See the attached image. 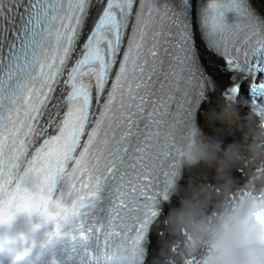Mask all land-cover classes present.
<instances>
[{"label": "snow or ice", "instance_id": "obj_1", "mask_svg": "<svg viewBox=\"0 0 264 264\" xmlns=\"http://www.w3.org/2000/svg\"><path fill=\"white\" fill-rule=\"evenodd\" d=\"M215 96L264 115V0H0V224L36 212L79 264H144Z\"/></svg>", "mask_w": 264, "mask_h": 264}, {"label": "clouds", "instance_id": "obj_2", "mask_svg": "<svg viewBox=\"0 0 264 264\" xmlns=\"http://www.w3.org/2000/svg\"><path fill=\"white\" fill-rule=\"evenodd\" d=\"M213 118L238 137L186 150L188 162L214 167L215 176L212 183L193 180L176 205L156 217L163 259L150 264H173L171 255L182 264H264V115H242L222 101Z\"/></svg>", "mask_w": 264, "mask_h": 264}, {"label": "bare ground", "instance_id": "obj_3", "mask_svg": "<svg viewBox=\"0 0 264 264\" xmlns=\"http://www.w3.org/2000/svg\"><path fill=\"white\" fill-rule=\"evenodd\" d=\"M222 99H219L218 96L213 97V106H217L220 102H222ZM213 108L211 111H206L205 113H208L209 115H205L206 119L209 122L210 128L205 130L206 134L209 136L210 142L213 140H217L220 138L224 139V143L228 144L233 142L234 139L238 137L237 135H229L228 130L225 128V126L218 121H216L213 118V113H214ZM239 175V174H237ZM215 176V168L214 167H209L207 164L199 163L196 166L192 167L191 169L188 170V172L185 173L184 178L185 182L179 186V191L177 192L176 196L172 200V202L165 207L162 213H167L169 207L176 205L177 203V196L181 194L182 192H187L191 187L194 185L192 184L193 180H198L201 183H212L213 178ZM151 242H155V246L149 250L150 256L147 260L145 261L144 264H150V262L156 258V259H163L161 257V241L156 233V231L151 233ZM168 259H171L173 261V264H177L180 260H182L179 256L176 255H171L167 257Z\"/></svg>", "mask_w": 264, "mask_h": 264}]
</instances>
